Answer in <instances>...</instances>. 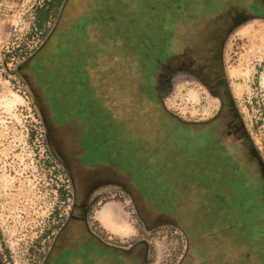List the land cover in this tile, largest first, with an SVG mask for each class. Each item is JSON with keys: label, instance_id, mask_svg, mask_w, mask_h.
I'll return each instance as SVG.
<instances>
[{"label": "rangeland", "instance_id": "obj_1", "mask_svg": "<svg viewBox=\"0 0 264 264\" xmlns=\"http://www.w3.org/2000/svg\"><path fill=\"white\" fill-rule=\"evenodd\" d=\"M44 1L0 0L2 264H43L69 217L75 187L84 192L103 177L114 183L121 179L133 196V203L121 193L104 200L120 198L126 210V223L111 227L114 232L108 234L126 245L140 237L126 255L117 253L118 264H264V251L257 250L250 236L247 173L232 168L225 172L221 148L206 147L200 130L185 121L204 116L217 103L188 83L160 102L152 101L143 91L150 77L134 69L135 56L121 59L115 54L125 31L135 43L140 40L138 48L142 38L153 36L148 47L153 49L157 37L165 54L183 27L190 35L189 26L199 29L226 17L230 0H71L40 29L37 14ZM82 11L92 17L83 23L85 30L78 31L80 42L69 41L56 52L57 71L66 70L68 82L49 83L52 87L46 91L30 68L31 57L54 33L67 31ZM223 53L240 122L264 163V20L233 29ZM92 55L98 57L94 86L91 71L89 75L84 69ZM153 64L150 59L145 66ZM104 72L108 80L102 87ZM73 78L78 80L79 98L86 102L74 122L51 96L57 88L72 95ZM139 84L142 96H137ZM57 114L68 122L67 135L53 126ZM54 137L69 170L56 154ZM64 139L74 143L67 149Z\"/></svg>", "mask_w": 264, "mask_h": 264}, {"label": "flooded vegetation", "instance_id": "obj_2", "mask_svg": "<svg viewBox=\"0 0 264 264\" xmlns=\"http://www.w3.org/2000/svg\"><path fill=\"white\" fill-rule=\"evenodd\" d=\"M230 2L231 5L228 4L230 9L226 17L220 16L209 25L201 26L199 29L191 25L192 27L189 26L190 35H186V28L183 27V33L178 38H171V46L165 50V54L160 51L156 37V40H153L156 55L153 58L154 64L149 82L145 87H147L148 97L152 101L160 102L161 99L173 95L181 84H194L217 103L212 109L209 108L210 112L205 110L204 116L192 115L186 117L185 121L188 126L200 130L198 131L199 137L201 141L205 142L206 147L208 145L210 148H221V156L225 161L221 164L225 172L228 173L232 168L230 170L232 172L247 173L248 179L244 184L250 195L249 211L254 217L253 229L249 230L263 234L264 163L254 150L248 133L240 122L226 72L223 50L226 37L233 29L251 20H264V0H230ZM78 38L79 36L75 37L77 41L80 40ZM63 39L59 38V41ZM63 45L62 43L58 44L59 47H63ZM88 58L84 69L87 67L86 71L89 75L91 71L90 81L94 86L95 69L98 66L97 59L93 55ZM110 63V57L104 59V70L109 67ZM119 65L121 66L120 58ZM65 71H57L56 80L58 83L68 82ZM122 72L125 73L126 70H121ZM102 74L104 77L102 87H105L108 78L107 75H104L105 72ZM73 80L76 87H73L72 95L65 92L68 89L53 90L61 104V109L70 113L69 120L72 122L79 121L78 115L82 110H85L84 103H86L83 98L78 96V80L76 78ZM45 89L47 91V87ZM136 90L139 91L137 96H142V84H139ZM81 101L83 106L79 105ZM56 119L53 121L55 130L58 129L63 135H67L68 122L61 114H57ZM86 123L88 130L89 117H87ZM140 137L149 140L143 135ZM54 143L58 151L56 153L58 158L69 170L67 162L61 156H66V154L55 137ZM72 143L74 141L70 142L69 139H64L63 142L67 149ZM149 150L151 149L145 148V151ZM100 180H93L92 186L88 188L92 189L90 191L86 189L82 192L75 187L74 201L69 217L56 233L49 251L44 257L43 264H118L121 257L117 253L126 255L131 244L118 243L111 235L105 233L95 221L94 211L109 194L124 193L130 197L131 195L127 192L126 185L121 179H118V183L106 180L105 177H103V183H99ZM261 247L264 251V244ZM261 247L257 250L261 251ZM0 264H2L1 260Z\"/></svg>", "mask_w": 264, "mask_h": 264}, {"label": "trees", "instance_id": "obj_3", "mask_svg": "<svg viewBox=\"0 0 264 264\" xmlns=\"http://www.w3.org/2000/svg\"><path fill=\"white\" fill-rule=\"evenodd\" d=\"M65 2L68 4L66 6H69L71 3V0H45L43 6L38 7V14H37L38 27L42 29L43 27L47 25V23L50 20H52L54 15L57 16L60 8L62 6L63 7L65 6L66 4ZM64 14L65 12L63 11V16ZM90 14L91 13L85 12V11L80 12L77 18L73 19L72 26L65 32L59 31V26H57V30L59 32H56L52 35V38H51L52 41H49L48 44H46L43 48L39 49L36 52V54L31 57L30 68L33 70L35 75L39 77L40 84L42 87H52L50 86L49 83L53 85L55 84V82H57L56 80L57 75H58L57 64L59 62V58H58L59 56L57 55L56 52H58V48H60L58 44L62 43L66 45L69 41H71L72 43H77V42L79 43V41H77L75 37L78 36L79 34L78 31L81 30L80 28H83L85 30L84 24L86 23V21H88V19L90 20L92 17V15L90 16ZM122 34L123 35L122 37H120V41L118 40V43H119V45L117 46L118 51L115 54H117L121 59H124L122 56H125L126 54H129L132 57L135 56L136 65L134 69L136 70L140 69L142 71L143 76L147 75L146 77H150L152 67L151 66L149 68L146 67L145 63H148L150 59H152L153 61V58L155 55L154 48L151 50L148 49V47L151 46L149 42L152 43L151 38L153 39V36L142 38L141 43H140L141 46H139L140 48H138L137 45L140 42V40L135 43V41H133L132 38L129 37L128 32L125 31V33H122ZM53 37L62 38V39L66 38V39H63L62 41L57 40V42H54ZM128 47L134 48V51L128 52L127 51ZM136 47L138 48V50L136 49ZM95 59H97V57H95ZM138 61H140L139 66H138ZM46 81H49V82H46ZM143 91L147 93L146 89H144ZM54 93L55 92L51 93V96L59 103ZM60 109H61V104H60ZM194 138L196 139L197 137H194ZM248 199L249 197L246 200ZM253 221H254V217H253L252 222ZM252 222L249 228L250 230L253 229ZM250 232H251L250 233L251 241H253V245H255L256 247L257 246L261 247L264 244V233L260 234L259 232H253V231H250Z\"/></svg>", "mask_w": 264, "mask_h": 264}, {"label": "crops", "instance_id": "obj_4", "mask_svg": "<svg viewBox=\"0 0 264 264\" xmlns=\"http://www.w3.org/2000/svg\"><path fill=\"white\" fill-rule=\"evenodd\" d=\"M115 195H117V194H112L110 197H113ZM120 195L123 196V195H128V194L122 193ZM129 198L132 201L130 196H129ZM105 199H103L102 202H100L98 204V206L96 207V209L94 211V217H95V221L100 225V227L102 229L106 230L107 233H110V232L113 233L114 232V231H112V230H114L113 228L117 227L119 223H121V222L126 223L127 219L125 216L123 217V214H124L123 211H126V210L124 209L122 199L118 198V199H112V200L104 201ZM102 203L104 204V206H101ZM132 203H133V201H132ZM106 208H110L111 215L109 214V217L105 216L104 218H106V221H104L102 213L106 210ZM135 213H136V211H135ZM136 215H137V213H136ZM137 218L139 219L138 216H137ZM128 222H130V221H128ZM111 227H113V228H111ZM126 232H127V234L129 233L127 228H126ZM140 234H141V230H138V233L136 236H138ZM138 238H140V237H134V239H132L130 244L132 245V243H134ZM131 245L129 246V249L132 248Z\"/></svg>", "mask_w": 264, "mask_h": 264}, {"label": "bare ground", "instance_id": "obj_5", "mask_svg": "<svg viewBox=\"0 0 264 264\" xmlns=\"http://www.w3.org/2000/svg\"><path fill=\"white\" fill-rule=\"evenodd\" d=\"M109 214L111 215V210H110V208H106V210L102 213L104 221H106V218H104V217L105 216L109 217Z\"/></svg>", "mask_w": 264, "mask_h": 264}]
</instances>
